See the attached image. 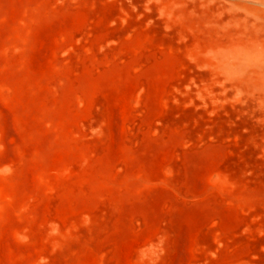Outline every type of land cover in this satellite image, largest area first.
<instances>
[{"label": "rangeland", "instance_id": "obj_1", "mask_svg": "<svg viewBox=\"0 0 264 264\" xmlns=\"http://www.w3.org/2000/svg\"><path fill=\"white\" fill-rule=\"evenodd\" d=\"M0 264H264V0H0Z\"/></svg>", "mask_w": 264, "mask_h": 264}]
</instances>
